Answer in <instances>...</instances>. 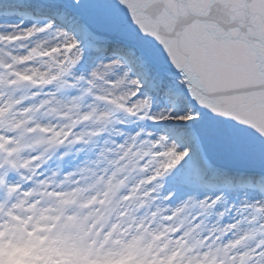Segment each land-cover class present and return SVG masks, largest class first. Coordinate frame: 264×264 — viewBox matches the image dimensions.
Returning a JSON list of instances; mask_svg holds the SVG:
<instances>
[{
    "label": "snow or ice",
    "instance_id": "1",
    "mask_svg": "<svg viewBox=\"0 0 264 264\" xmlns=\"http://www.w3.org/2000/svg\"><path fill=\"white\" fill-rule=\"evenodd\" d=\"M0 264H264V0H0Z\"/></svg>",
    "mask_w": 264,
    "mask_h": 264
},
{
    "label": "rangeland",
    "instance_id": "2",
    "mask_svg": "<svg viewBox=\"0 0 264 264\" xmlns=\"http://www.w3.org/2000/svg\"><path fill=\"white\" fill-rule=\"evenodd\" d=\"M25 22H28V18H25ZM134 126L135 125H132V127ZM79 130L80 129H78V131ZM102 147H104V143L101 139L98 144L84 146L83 150H81L80 146L61 149L55 154V156L48 159L43 171L48 176H51L52 173L55 172L57 174L56 179L59 181L70 173L69 170L73 169L71 172H77L78 167L83 165L96 169V161L99 158V149ZM65 151L68 152L67 156L64 155ZM101 165V168L104 167L103 164ZM61 167H67V169H61ZM59 169H61L62 172H60ZM75 179L79 180L80 177L76 176Z\"/></svg>",
    "mask_w": 264,
    "mask_h": 264
},
{
    "label": "bare ground",
    "instance_id": "3",
    "mask_svg": "<svg viewBox=\"0 0 264 264\" xmlns=\"http://www.w3.org/2000/svg\"><path fill=\"white\" fill-rule=\"evenodd\" d=\"M53 156H55V155H53ZM53 156H51V157H53ZM102 165H100V167H101ZM83 167H85V165H83V166H81V167H78V170L80 169V168H83ZM61 169H67V167H61ZM61 169H59L60 170V172H62V170ZM73 169H71V170H69V172H71ZM65 171V170H64ZM68 175V174H67ZM66 175V176H67Z\"/></svg>",
    "mask_w": 264,
    "mask_h": 264
}]
</instances>
